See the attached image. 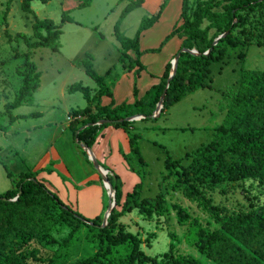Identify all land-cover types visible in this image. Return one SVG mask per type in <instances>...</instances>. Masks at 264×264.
<instances>
[{"label":"trees","instance_id":"16d2710c","mask_svg":"<svg viewBox=\"0 0 264 264\" xmlns=\"http://www.w3.org/2000/svg\"><path fill=\"white\" fill-rule=\"evenodd\" d=\"M31 1L21 0L20 5L22 10L33 14L32 36L35 39L31 40L25 33L11 36L5 30L8 40L22 38L28 48L57 49L60 46V29L53 20L39 18L30 7ZM144 1L128 0L114 24V37L120 46L119 60H130L123 65L124 68L132 69L136 66L135 79L144 68L140 61L141 54L159 52L173 36L182 38L176 53L181 48H194L199 53L180 52L176 72L170 78L163 106L157 117L182 97L207 84L210 63L224 60L230 55L231 49H244L251 43L264 45V0H182L180 23H174L158 46L141 50L139 39L142 31L158 20L167 4V0H162L156 13L143 16L132 37L125 36L120 31L121 21ZM91 2L92 0H78L76 7L82 8ZM8 8L7 6L3 15L4 19ZM69 12L70 10L63 11L61 19L72 20ZM4 24L6 25L5 22ZM226 31L228 33L213 44V40ZM210 47L212 49L203 54ZM129 50L133 51V58L129 55ZM29 55V51L14 50V56L24 58L15 69L21 75V82L13 99L4 104L7 111L20 105L32 104L33 94L40 85L41 73ZM239 55L244 57V52L241 51ZM81 62L87 75L98 87L92 94L87 85L79 82L69 85V91L79 90L87 102L82 109L70 111V126L74 131V138L89 147L96 141L100 130L108 124L126 127L133 122L126 120L127 116L152 114L171 68V63H166L158 83L153 84L140 98H137L134 81L133 103L122 101L115 104L111 99L108 104H102L103 96L112 98V88L109 86L112 82L107 85L104 77L94 71L89 54ZM229 97L224 118L214 127V134L209 142L202 143L181 158H165L167 173L163 181L171 177V189L181 191L213 219L214 227L202 225L186 208L172 204L178 222L187 224L185 239L194 244L200 255L212 264H264V199L259 202L255 194L242 186L241 190L250 201L249 210H228L213 203L212 197L207 196L200 187L205 181L214 182L218 179L227 192L228 187L234 188L239 181L251 180L259 189H264V70L241 68L238 88ZM14 119L15 115L10 114V123ZM102 119L112 121L96 123ZM119 119L122 121H118ZM0 127L5 128L2 125ZM128 143L130 152L145 166L146 161L140 153L137 135H129ZM185 159H188L186 164ZM107 176L115 190V207L104 226H101L102 215L85 217L37 179L36 172L27 171L22 174L15 187L0 194V264L46 263L48 259L41 254L40 246L55 241L51 235L55 228V211L68 227L74 223H85L89 228L95 229L93 236L98 241L96 250L85 258L77 259L74 264H204L191 254L177 253L176 235L172 232L169 233L171 241L165 252L157 256L146 255L142 244L150 246L156 233L149 232L142 238L137 233L126 230L118 221L132 208H136L138 214L148 219L153 215L165 214L166 192H159L154 197H140L141 184L136 183L131 192L124 194L119 178L115 174L113 177ZM14 197L16 198L11 200ZM208 223L211 224L210 220ZM72 239V234L68 235L59 246H69Z\"/></svg>","mask_w":264,"mask_h":264},{"label":"rangeland","instance_id":"374dc122","mask_svg":"<svg viewBox=\"0 0 264 264\" xmlns=\"http://www.w3.org/2000/svg\"><path fill=\"white\" fill-rule=\"evenodd\" d=\"M77 1L30 2L31 9L39 18L53 20L60 29V46L53 50L48 47L28 48L22 38L8 40L5 30L11 36L25 33L31 40L35 39L32 36L33 14L22 10L21 0H0V125L5 126L0 127V194L15 187L22 174L32 171L42 156L51 151V147L60 154L76 182L89 175H99L87 153L76 143L70 126V111L82 109L87 104L86 99L79 90L69 91L68 87L79 82L89 86L92 94L98 87L87 75L81 62L86 54L91 57L94 71L104 77L106 84L112 82L109 85L112 89L114 76L118 81L124 76L126 71H123V65L130 60L121 62L118 59L119 44L114 37V24L128 0H92L90 5L82 8L76 7ZM161 2L162 0H148L143 4L147 6L133 9L121 21L120 31L125 36L132 37L143 16L150 14V6ZM181 3L182 0H167L166 5L174 9ZM7 6L9 8L4 19ZM65 10H70L68 15L72 20L61 19ZM166 26V23H162L157 35L164 32ZM262 30L264 31V27ZM15 48L18 52L29 51L30 59L41 73V81L33 94L32 104L20 105L7 111L4 104L13 99L21 82V75L15 69L24 57L14 56ZM241 51L244 52V57L239 55ZM241 68L264 70V45L251 43L244 49H231L230 55L224 60L210 63L207 84L182 97L159 117L138 119L117 130L118 134L127 137L137 135L140 153L146 161L145 166L140 164L129 148L125 151L121 143L117 142L110 157L115 163L108 164L105 160L97 159L101 166L113 171H108L107 175L113 177L115 174L119 178L124 194L131 192L136 183L141 184L140 197H154L159 192H166L165 214L153 215L148 219L138 214L136 208H132L118 221L126 230L137 233L142 238L149 232L156 233L150 246L142 244L146 255L157 256L165 252L171 241L169 233L172 232L176 235L177 253L191 254L204 264H212L200 255L192 242L185 239L187 224L178 222L172 204L186 208L202 225L214 227L215 223L181 191L171 189V177L163 181L167 173L164 160L167 156L172 159L181 158L212 139L214 127L224 118L229 96L238 88ZM32 113L35 114L29 115ZM10 114L15 115L11 123ZM109 125H112V129L119 128L114 124L105 127ZM105 127L100 131H104ZM107 136L104 141L112 139L114 135L110 138ZM187 162L188 159H185L184 163ZM222 184L216 179L214 182L205 181L200 187L207 196L212 197L213 203L228 210H249L250 201L241 190L242 186L255 194L259 202L264 199V189H259L254 181H239L234 188L228 187L227 192L223 190ZM53 215L55 228L51 235L55 241L40 246L41 254L48 259L43 264H74L77 259L85 258L96 250L98 241L93 236L94 228H89L85 223H74L68 227L58 212L55 211ZM70 234L74 238L70 245L59 246Z\"/></svg>","mask_w":264,"mask_h":264},{"label":"crops","instance_id":"0c3cea01","mask_svg":"<svg viewBox=\"0 0 264 264\" xmlns=\"http://www.w3.org/2000/svg\"><path fill=\"white\" fill-rule=\"evenodd\" d=\"M146 1L148 0H145L140 6H147L143 5ZM159 6L160 4L151 5L150 14L148 15L156 13ZM181 6L182 5H176L173 9L170 5H166L158 20L151 27L142 31L139 39V47L141 50L158 46L164 36L170 32L174 23H180ZM162 23H166V30L157 35V30L162 26ZM181 42L182 38L173 36L164 44L159 52H143L140 56V61L144 65V68L140 70L136 79L134 78V69L136 66L132 69L123 67V71H126L123 74L124 76H122L119 81L116 76L112 79L114 84L112 98L103 96L101 98L102 104H108L111 99L115 104H119L122 101L133 103L135 100V95L133 93L134 81L137 97H142L153 84L158 83L159 77L164 72L166 63L171 61L174 54L179 49ZM118 49L119 53L117 55L119 59L120 46H118ZM129 55L133 58V51L129 50ZM123 82L124 84L122 85ZM134 121L135 120H133V122ZM111 126L112 125H109L105 127L104 131H100L96 141L91 147L95 157L105 160L108 164L114 162L110 157L118 143H121L125 151L129 148L127 135H120L117 132L122 126H119L118 129H112ZM113 132H115L113 134L114 136L112 135ZM107 135H109V138L113 136V142L111 138L110 140L106 139L104 141ZM115 142H117V144H115ZM102 167L105 168V166ZM48 168L51 170L48 171ZM106 169L113 172L110 168ZM32 171L36 172V178L42 181L50 190L55 192L64 203L68 204L74 210L80 211L85 217L93 218L98 215H103V211L106 210L108 206V195L104 189L100 176L89 175L81 178L80 182H76V180L73 179L74 176L72 172L67 168L64 160L54 147H51V151L46 152L42 156L35 166H33Z\"/></svg>","mask_w":264,"mask_h":264},{"label":"water","instance_id":"95a60500","mask_svg":"<svg viewBox=\"0 0 264 264\" xmlns=\"http://www.w3.org/2000/svg\"><path fill=\"white\" fill-rule=\"evenodd\" d=\"M228 33V31L218 35L214 40H213V44H216L218 42V40L222 37H224L226 34ZM212 49V47L208 48L203 54H207L210 50ZM181 51H188L192 54H199L198 51L194 48L192 49H188V48H181L180 51H178L175 56L171 59L170 63H171V68H170V71H169V75H168V78L166 80V85L158 99V102L156 103L155 105V109L153 111L152 114H149V115H145V114H133V115H130V116H127L125 119L126 120H136V119H142V118H154V117H157L162 109V106H163V100H164V96H165V93H166V89L168 87V83L170 81V78L174 75V73L176 72V67H177V60L179 58V55H180V52ZM109 121H112V120H108V119H102V120H99L98 122L96 123H102V122H109ZM118 121H122V119H119ZM84 127V126H82ZM75 141L78 143V145L87 153L88 155V158L89 160L92 162V165L94 166V168L96 169V171L98 172L101 180H102V183H103V186L107 192V195H108V206L106 208V210L104 211L103 213V223L101 224V226H104V224L106 223L107 221V218L111 212V210L115 207V190L111 184V182L109 181L108 179V176H107V173H108V170L103 168L99 163H98V160L97 158L95 157L91 147L87 146L86 144L82 143V142H79L77 139H75ZM18 195V194H17ZM16 197L12 198L11 200H14Z\"/></svg>","mask_w":264,"mask_h":264}]
</instances>
